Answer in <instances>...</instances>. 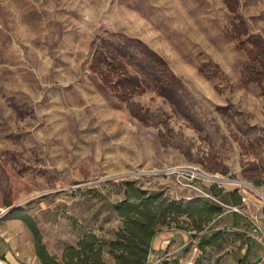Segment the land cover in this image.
<instances>
[{"label":"rangeland","instance_id":"obj_1","mask_svg":"<svg viewBox=\"0 0 264 264\" xmlns=\"http://www.w3.org/2000/svg\"><path fill=\"white\" fill-rule=\"evenodd\" d=\"M126 181L220 208L161 225L146 264L260 261L264 0H0V258L42 264L16 209L59 260L94 233L114 264Z\"/></svg>","mask_w":264,"mask_h":264},{"label":"trees","instance_id":"obj_2","mask_svg":"<svg viewBox=\"0 0 264 264\" xmlns=\"http://www.w3.org/2000/svg\"><path fill=\"white\" fill-rule=\"evenodd\" d=\"M125 184L126 196L115 206L116 213L123 220V226L116 239L109 243L114 264H146L152 239L159 227L169 223V220L182 216L211 218L220 211V208L206 206L200 198L195 203H190L171 199L163 192L143 191L131 181H126ZM9 214L23 220L32 231L35 251L42 264H107L103 258V245L96 234L89 233L76 246H67L59 260L50 254L38 226L28 215L16 209ZM224 236L225 233L218 231L206 241L212 245ZM199 262L200 259L195 264Z\"/></svg>","mask_w":264,"mask_h":264},{"label":"built area","instance_id":"obj_3","mask_svg":"<svg viewBox=\"0 0 264 264\" xmlns=\"http://www.w3.org/2000/svg\"><path fill=\"white\" fill-rule=\"evenodd\" d=\"M173 169H174V171H173ZM172 172L177 173L178 178L182 177V173H187L190 176V178H189L190 183L188 185H192V186L196 187L197 189H199V188L196 185L191 184V182L195 181V179H202L201 176L211 177L209 173H207L206 171H204L202 169V167L193 166V165L180 166V167L172 168ZM234 209L238 210L237 207H234ZM254 230H255V232H258L259 228L256 227ZM257 264H264V255Z\"/></svg>","mask_w":264,"mask_h":264},{"label":"crops","instance_id":"obj_4","mask_svg":"<svg viewBox=\"0 0 264 264\" xmlns=\"http://www.w3.org/2000/svg\"><path fill=\"white\" fill-rule=\"evenodd\" d=\"M0 264H15L14 262H7L0 258Z\"/></svg>","mask_w":264,"mask_h":264},{"label":"water","instance_id":"obj_5","mask_svg":"<svg viewBox=\"0 0 264 264\" xmlns=\"http://www.w3.org/2000/svg\"><path fill=\"white\" fill-rule=\"evenodd\" d=\"M13 209V208H12Z\"/></svg>","mask_w":264,"mask_h":264}]
</instances>
